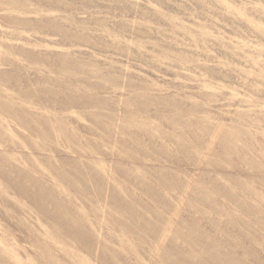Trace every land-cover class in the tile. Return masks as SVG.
I'll return each instance as SVG.
<instances>
[{
  "label": "rangeland",
  "instance_id": "1",
  "mask_svg": "<svg viewBox=\"0 0 264 264\" xmlns=\"http://www.w3.org/2000/svg\"><path fill=\"white\" fill-rule=\"evenodd\" d=\"M10 16L14 18L10 19ZM13 22L21 24L16 25ZM23 23L24 25H22ZM61 36L72 37L65 40ZM106 36L118 37H114L117 38L114 39ZM63 41L76 45H63ZM64 54L73 56L81 64V67H73V69L71 67L69 73L60 69L57 56ZM97 71L104 77L101 79L92 77L90 81L91 84L92 82L99 83L107 88L104 91H99L101 93L98 94L105 102L99 105L90 102V105L69 108L63 112L66 116L64 123H59L65 127L66 135H74L73 145L64 143V141H68L67 136L59 138L55 136V132H52L51 137H40L39 132L42 130V125L35 116L43 114L53 118L57 113L56 110L48 108L51 101L48 96H53V93L59 91L69 79L82 80L88 73ZM144 84L149 89L142 87ZM80 85L82 87L85 84L81 82ZM83 89L89 94L96 93L95 90ZM137 91L140 93L141 101L144 100L146 104L148 103L147 105L140 104L138 100H135L134 96L138 94ZM46 92H50V95ZM0 95L7 96L0 103V119H2L0 120L2 122L0 123V151L12 150L15 154L14 158H6L7 163L4 169L8 168V172H10L13 165L18 166V169H26L31 176L40 177L43 182L55 184L57 188L59 186L58 190H61L64 197L68 196L77 201L73 197V192L63 184L60 186V183L55 182L53 175L49 172L50 165L56 167L61 158H66L69 161L64 166V173L68 178H74L76 171L72 168L73 164H86L92 168L97 177L103 178L106 189L103 191L102 188L101 197L98 199L93 195L97 184L94 180L89 181L90 192H92L89 197L99 201L101 212L98 218L93 219L91 211L85 209L87 215L84 220H90V229H95L94 223L98 222L95 231L97 240L88 250L84 244L71 242V234H61L63 240L50 236L47 227L51 225V222L31 208V205H35V203L30 202L24 194L13 192L5 184H2L6 182L1 176L0 187L4 186L8 191L0 195V264H9L18 259L22 264H101L99 254L103 243H99L98 239H101L105 230L110 229L112 233L115 229L111 221L107 220L109 219L108 214H123L119 212V204L116 201L113 203L109 201L108 188L113 186L114 190L120 191L123 186L132 192H137L134 185L127 183L120 174L115 172L114 163L118 160L117 158L124 159L119 161L126 163L127 154L140 157L132 149L130 135L137 134L138 136H135L144 147L153 145L149 144L148 135L140 128L128 126V131L124 132L126 134L121 135L122 122L126 116L129 115L130 122L132 120L145 122V118H147L148 123H145L151 128V133L153 131L154 138H158L156 144L165 142L169 153L173 156L177 155V157L180 155L178 159L184 163H181L183 165L181 170L183 173L185 172L189 181H197L200 171L209 160L222 161L221 164L216 161L218 167L227 168L230 172L236 171L235 164H237L240 172L243 171L242 177L240 176L239 179L247 182L249 181L246 177L254 176L258 171L260 172L258 174L264 177L262 172L264 169V145L261 147V144H264V141L261 140H264V0H0ZM147 98L150 100L146 101ZM7 101H12V105L25 110L27 119H31L34 125L32 130L23 128L18 124L19 121L15 116L5 113L7 112L5 108ZM137 104L141 105V108ZM173 106H178L179 110L173 109ZM10 110H12L11 107ZM177 110L178 112H176ZM171 113H176L179 120L177 123L184 121L192 123L191 126L188 125L181 129L182 133L186 134L184 142L187 140L193 142V136L189 135L187 130H194L197 136L203 137L204 142L206 140L209 142V135L205 136L200 128L193 125L194 121L199 119H206L207 125H214V123L217 126L223 125L222 131L227 130L234 134L237 130L234 135L236 137L234 138L233 151L231 153L228 151L233 156L226 154L227 151L222 149L219 140L222 137L218 133V138L211 145L210 151H206L204 144L200 150L190 148V156L196 157L195 161L190 157L188 160L186 158L188 155L180 153L179 151L182 149L178 150L177 145L172 143L176 138L166 141L163 137L162 140L164 133H171L172 130L168 125L170 123L161 119L160 116H170ZM94 115L107 119L105 121L104 119L97 120ZM208 121L210 122L208 123ZM241 123L246 129L242 127ZM105 125L111 128V134L106 133V136L101 131ZM158 128L160 133L157 132ZM256 129L259 130L256 131ZM251 130L255 132L253 133ZM248 133L251 137L253 136V138L248 137L252 140L259 138L255 139L257 144L253 145L254 141L248 140ZM258 134L261 138L257 137ZM202 139L201 141H203ZM242 139H245L247 143ZM248 141H252V144ZM257 145H260L259 148ZM123 148L124 153H122ZM246 148H250L253 152L250 149L246 151ZM194 150L198 152H193ZM147 151L151 157L150 161L157 165L164 164L163 158L159 157L154 149H147ZM7 152L5 155L9 156ZM173 152L175 153L173 154ZM9 153L12 155L10 151ZM218 153L219 155H217ZM236 153L242 157H238ZM0 154L2 157L3 153ZM234 154L235 157L243 158V160L237 162ZM45 156L49 157L50 163L42 161ZM220 156L224 158L220 159ZM258 157L260 158L258 159ZM192 162L194 163L192 164ZM223 162L228 164H223ZM146 163L150 162L146 161ZM245 163H249V166ZM259 163H263L262 166ZM127 164L131 167L129 170L131 174H138L144 180L145 173L139 166L135 164L130 166L129 162ZM229 164L231 167H235L231 168ZM167 166L175 169L173 165L167 164ZM231 169L234 170L231 171ZM10 174L15 176L14 173ZM146 181L150 182L148 179ZM219 181L221 185L231 187L233 193L242 195L239 188L229 184L225 179L220 178ZM249 183L247 186L250 187L257 184V186L254 185L256 187H253V191L259 193L262 198L252 202L247 199V202L251 203L256 211L252 214L238 211L237 217L254 223L257 228H263L264 185L260 186L263 183H253L252 181L253 185L250 183L251 186ZM76 184L80 190H83L81 182L77 181ZM25 185L28 189L34 188V184L30 181H27ZM165 191L163 189L161 194L170 203V208L172 206L170 210L172 212L165 213V218L167 220L172 218L173 221H176L178 216H172L174 209L178 215L188 214L186 211V213L184 212V207L188 202H192L190 189H184L181 193ZM120 193L124 199L128 200L129 204L136 205L128 195L121 191ZM138 193L140 199L149 205L153 204L158 213L164 212L163 203L152 202L145 193ZM5 195L7 196L5 197ZM224 202L228 207L232 206L231 201L226 199ZM194 205L197 208L201 206L199 203ZM17 207L19 208L17 209ZM206 216L212 217L209 214ZM260 218H262L261 221ZM69 220L71 221L72 218ZM45 221H47L46 224ZM153 223L157 224L149 216L147 227ZM164 226V223H158V227ZM241 232L247 233L246 229H242ZM263 233L260 230L253 231L257 240H264ZM166 234L170 237L172 229L168 228ZM115 236L120 237L118 233ZM127 236L121 235L120 239H123L124 243L115 241L116 243L108 244L112 245L113 252H117L121 258L126 259L128 264L130 262V264H136L137 261L132 251L135 245ZM126 237L127 239H125ZM168 237L164 238L162 233L156 236V253L151 251L152 253L149 252L150 255H148V251L138 249L137 256L141 260L147 259L143 260L144 262L140 260V264H163L158 258ZM46 238H49L46 243L53 245V250H51L53 254L52 252L51 254L55 257L53 258L54 262H48L41 258L49 253L45 248L48 246L40 241L42 247H38L39 244L36 242ZM253 239V236L250 235V240ZM125 241L131 246L129 247ZM187 242L186 238L177 240L181 247L190 250ZM121 243L125 247L120 248ZM255 246L253 249L258 251L260 246ZM146 247L145 245L144 248L146 249ZM135 248L133 250L137 249ZM191 248L196 250V247ZM126 249L127 255H125ZM238 253H241V249H238ZM129 255L131 259H129ZM148 256H151L150 259ZM257 260L264 261V255Z\"/></svg>",
  "mask_w": 264,
  "mask_h": 264
},
{
  "label": "bare ground",
  "instance_id": "2",
  "mask_svg": "<svg viewBox=\"0 0 264 264\" xmlns=\"http://www.w3.org/2000/svg\"><path fill=\"white\" fill-rule=\"evenodd\" d=\"M12 17L10 19H12ZM6 20H7V18H6ZM13 23H15L16 25L21 24L19 22L18 23L13 22ZM22 25H24V23ZM61 37H63L65 40H67V39H70L72 36H61ZM106 37L114 38V37H118V36H106ZM114 39H117V38H114ZM74 44L73 43H65V42L63 43V45H68V46H74ZM93 45H90V47H93ZM57 61H58V64L60 66V69H62V70L64 69L68 73L70 72L71 67H72V69H73V67L74 68L81 67V64L79 62H77V60L73 56L70 57L69 55H65V54L64 55H58ZM85 67H83V69H86ZM92 77H96L98 79H101L104 77V75L99 74V71H97L96 73L95 72L94 73H88V75H85V78L84 79L82 78V80L77 79L74 81V80L69 79V81L65 85L61 86L59 91H57L56 93L51 92L54 94L53 96H48V95H50V92L49 93L46 92V94L48 93V95H47L48 98L51 100L50 103L48 104V108H50L52 110H56L57 113L53 118L45 116L43 114H37L35 116L36 120L38 122L40 121V124L42 125V130L39 132L40 137L50 136V135H52V132H55L56 137L61 138V137L67 136L66 138L68 139V141H64V143H69V144H71V146L73 145V143L75 142L74 135H66L65 127L59 123H64V121H65L64 118L66 116L63 114V112L66 110H69V108L85 106L88 104L90 105L91 103L99 105V104L105 102V100H103V98L100 97L98 94L101 93L99 91H104L107 88L105 86L99 84V83L95 84L92 82V84H91L90 80ZM81 82L83 84H85L82 87L80 85ZM140 84H141V81H140ZM145 84L142 87L148 88V86ZM83 88H86V89L88 88V90H95L96 93H94V94L86 93ZM139 94H140L139 92H138V94H135V96H134L135 100H138V102H140V104H143V105L146 104L144 102V100L141 101L142 98ZM38 97H40V96H38ZM4 98H7V96L5 97V96L0 95V103L3 102ZM148 99L150 100V98H147L146 101ZM155 100H157V99H155ZM158 100H160V99H158ZM163 100H164V98H163ZM170 102H171V100H170ZM12 103H13L12 101L6 102L7 105L5 106V108H6L7 112H5V113L7 115H10V116H15L16 119L19 121L18 124L21 125L23 128H26L27 130H32L34 125L31 122V119H27L28 116H27V114H25V112H24L25 110L18 109V107L12 105ZM152 104H150V105H152ZM137 105H139V104H137ZM139 106L141 108V105H139ZM178 106H173V109H178ZM0 107H1V105H0ZM10 107L13 111L10 110ZM143 110H144V108H143ZM178 110L176 112H178ZM140 112H142V111H140ZM127 113H129V112L127 111ZM156 113H158V112H156ZM156 113H155V115H157ZM128 116H126V118L122 122L121 135L125 131H128V126H131L133 128H140L141 130L143 129L146 132V135H148L149 144L152 143L153 145H151V146L147 145V147H144L143 145H141V142L138 139V137H136L138 135L134 133L136 136L135 135L129 136L130 140H132V141H130V143L132 142V144H133L132 149H134L136 151V153H138L140 155V157L135 156L134 154H127L126 157L128 159H127L126 163L124 161L123 162L119 161L122 158H117L118 160L114 163L115 172L120 174L127 183L135 186L137 192H132L131 190H129L128 188H125L123 186H122L120 191L123 192V194L128 195L129 198H132V200L135 202L136 205L129 204L128 200L124 199L121 196L120 191L114 190L115 188L113 186L108 188L109 189V195H108L109 201L112 203H113V201H116L119 204V208H120L119 212H121L123 214L120 215L119 213H116L117 214L116 215L115 213H109L108 214L109 219L106 218L108 221L109 220L111 221V224H113V226L116 230L114 229L115 232L113 231L112 233H111L110 229L105 230L103 232V236H101V239H98L99 243H103V245H101V252L99 254L100 263L101 264H128V262L125 261L126 259L124 260L123 257L121 258V256L119 254H117V252H113L112 245L108 244V243H116L115 241H117L119 243L120 242L124 243V240L120 239V238H121V235L125 234V235H128L127 237L130 239V241L133 243V245H135V247L137 248L136 249L134 247L136 250H133L134 249L133 248L132 251L134 252L133 255L137 261L136 264L137 263L140 264L139 261L141 259L137 256L138 249L140 251L141 250L148 251V253L151 251L155 252V249H156L155 238H156V236H158V234L162 233L164 238L168 237L166 234V230H168V228H170V229H172V235L167 238L166 243L164 245V248L161 252V255L158 258L160 260V263L162 262L163 264H264L263 260H260V261L257 260V258H260L264 255V240L263 239L257 240V239H255V237L253 235L254 230H260L263 233L264 227L263 228H257V227H255L254 223H252L250 221H245V219H242V218L239 219L237 217L238 211H244L245 214H252L256 211L253 208L252 204L247 202V199L251 200V202H252V201H259L260 198H262L259 193L253 191V187L257 186V184H254L256 186L253 185L254 182H257L260 184L263 183L260 186L264 185V177L262 175L258 174L260 172L258 171V173L255 174L254 176L248 175L246 177V178H248L247 180L250 183H252V181H253V183H252L253 187H250V186H247V183H249V182L244 181L243 179L242 180L239 179L240 176L242 177L243 171L240 172V170H239L240 168L239 167H238L239 169L237 168V164H235L236 167L235 166L231 167V165L229 164L231 168L235 167V169H236V171L230 172V170L227 168H226L227 169L226 170L223 168H219L220 166L218 167L217 162L219 160H215V161L209 160L206 162V165L202 169V171H200L198 178H197V181H189L187 179L188 178L187 175H185V172L183 173L181 170V167L183 166L182 164H184V163L180 162V160L178 159V157H180V155H178V157H177L176 154H175L176 156H173L171 153H169L168 148L166 149V147H165V145H166L165 142H164V144H156V142H158L157 141L158 138H154V136L152 134L153 131L151 133V128H149V126L147 124L148 121H146L147 118H145V122H147V123L141 122L138 120H132V122H130ZM130 116H132V115L130 114ZM94 117L97 120L104 119V121H105V119H107L106 117L101 118V116H99V115H94ZM153 117H154V115H153ZM160 117H161V119L170 123L168 125L171 128L170 130H172L171 133L170 132L168 134L164 133V135L162 136V140H163V137H164V140H166V141H172V138L173 139L176 138V140H174V142H172V143L177 145L178 150L182 149L179 151L180 153L182 152L183 155H188L187 157L185 156L186 158H188V160L190 157L191 160L195 161V157H196V156L195 157L193 156L194 157L193 158L190 156L191 155V154H189V152L191 151L190 148H193V149L196 148L197 150H200V149H202V146L205 145L206 151L207 152L210 151L211 145L213 143H215V139L218 138V135H217L218 133H219V136L222 137V139L219 138L222 149L225 152L230 151V153H231V151H233V147H234L233 144H235L234 138L236 137L234 135L237 132V130L233 134L231 131L230 132H228L227 130L222 131L221 127L223 125L217 126V125H215V123H214V125H207L206 119H204V120H200V119L196 120L195 119L196 121H194L193 125H195V127L200 128V130H202L204 132L203 134H205V136L209 135L210 140H209V142L207 140L204 142V140L202 139L203 137L201 138L200 136H197L195 131L191 129L192 131L187 130V133H189V135L193 136V142L195 140V143L188 141V140L185 141L186 142L185 143L183 139H184V135H186V134H184L185 132L182 133L181 129L186 128V126H188V125L191 126L192 123L188 122V121L177 123V122H179V120L177 118L176 113L175 114L171 113L170 116L162 115ZM5 118H7V117H5ZM0 120H2V119H0ZM157 120H158V118H157ZM188 120H189V118H188ZM110 121H112V120H110ZM248 121H250V120L248 119ZM209 122L210 121H208V123ZM245 122H247V121L245 120ZM245 122H243V123H245ZM0 123H2V122L0 121ZM54 123H55V125H54ZM248 123H247V126H248ZM161 124L163 125V123H161ZM218 124H220L219 121H218ZM168 125H167V127H168ZM241 125H242V123H241ZM252 125H258V124L254 123ZM243 126L244 125H242V127ZM243 128H245V127H243ZM223 129H225V128L223 127ZM229 129H230V127H229ZM234 129H237V128H234ZM242 129H241V131H242ZM245 129H243V130H245ZM251 129H252V127H251ZM253 129L255 130V126L253 127ZM159 130L160 129L158 128L157 132L160 133ZM170 130L168 129V131H170ZM258 130L256 129V131H258ZM101 131H102V134L104 136H106V133L111 134L110 126L107 127L105 125L103 127V129L101 128ZM183 131H185V130L183 129ZM251 131L253 133L255 132L253 130H251ZM129 133H130V131H129ZM142 133H143V131H142ZM124 134H126V133H124ZM139 134H141V133H139ZM210 134H212V135H210ZM238 135H239V132H238ZM247 135H246L247 138L249 136L251 137V135H249V133ZM258 136H259V134L257 135V137ZM159 137L161 138L160 135H159ZM251 138H253V136ZM181 139H182V141H181ZM187 139H188V137H187ZM201 139L203 141H201ZM239 139H241V138H239ZM249 139L250 138H248V140ZM255 139H257V138H255ZM255 139H253V140L250 139V140L254 141L253 145L257 144V143H255ZM261 140L264 141L263 139H261ZM242 141L247 143L245 141V139L244 140L242 139ZM252 141L251 142L248 141V143L252 144ZM253 145H250V146H253ZM262 145H264V144H261V147H262ZM245 146H247V145H245ZM259 146H258V148H259ZM131 147H132V145H131ZM169 148H171V147H169ZM11 149L14 150V148H11ZM147 149H152V150L154 149L155 152L158 154V156L163 158L164 164L163 165H157V164L153 163L152 161H150L151 157H150ZM237 149H238V147H237ZM248 149H250V148H248ZM248 149L246 148V151H249ZM261 149L263 150V148H261ZM173 150H175V149H173ZM197 150L196 151L194 150L193 152H198ZM6 151H8L7 154L9 156L5 155ZM9 151L12 153V155H10ZM122 151H123L122 153L125 152L124 148L122 149ZM235 151L236 150L234 148V152ZM239 151H241V150H239ZM256 151L257 150L255 149V152ZM1 152L3 153L2 154L3 156L0 157L1 158L0 159V177L2 176L3 180L6 182V183H2V184H5L7 186V188H10L11 191L13 190V192H16L18 194H20V193L24 194L25 197L30 202L35 203V205L34 204L31 205L32 206L31 208L36 213L46 217L48 219V221L51 222L52 226L50 225L47 227L48 228V234L50 236H54L58 239H62L61 234H65V235L71 234L72 235V238L70 240L71 242L73 241L76 244H84V245H86L87 249L90 250L93 247L94 242L97 240V237L95 236V231L97 230L96 225L98 222L94 223L95 229H90V227H91L90 220H87L88 222L84 220V219H86L85 217L87 215L85 212V209L90 210L92 213L93 219H95L96 217L98 218V216L101 212V207H100L99 201H96L95 199H91L89 197L92 194V192H90L91 188L89 186L90 185L89 181L94 180L95 183L97 184V187L94 189L93 195L99 199L101 197L102 188H103V191L106 190L104 188L103 178L101 176L97 177L96 176L97 174H95V172H93L92 168L89 165L79 164V163H75L72 165V168L76 171L74 178H72V179L68 178L64 173V166L66 165V162L69 161V160H66V158H61L59 161V165L56 167L54 165H50L49 166V172L53 175L55 182L57 181L58 184L60 183V186H61V184H63L67 189L72 191L74 199L77 200V201H74L73 199L69 198L68 196L64 197L65 195L62 194L61 190H58L59 186L57 188V186L55 184H49V183H46L45 181L43 182V180L40 177L36 178V177L31 176L26 169L25 170L18 169V166L13 165V167L10 169V172H8L7 167H6L7 169H4L5 164L7 163L6 158L7 157L8 158H10V157L14 158L15 154H13L14 152L12 150H5V152L0 151V153ZM217 152H218V150H217ZM227 152H226V154L233 156V154H230L229 152L228 153ZM258 152H259V149H258ZM174 153L175 152H173V154ZM221 153H223V152H221ZM223 154H225V153H223ZM261 154H263V153H261ZM217 155H219V153ZM236 155L238 156L239 154L236 153ZM232 156H230V157H232ZM237 156L235 157V154H234L235 158H237ZM246 156H247V154H246ZM238 157H242V156H238ZM254 157H255V155H254ZM222 158H224V157H221L220 159H222ZM247 158H249V157H247ZM259 158L260 157H258V159ZM237 159H239V158H237ZM237 159H236L237 162H239L240 160H243V158L239 159V160H237ZM122 160H124V159H122ZM225 160H226V158H225ZM230 160H231V158H230ZM42 161L46 162V163H50L49 157H46V156L44 157V159H42ZM146 161L150 162L151 164L150 163L147 164ZM257 161H261V160H257ZM30 162H31V160H30ZM128 162H129L130 166L135 164V165L139 166L141 168V170L144 171V173H145V175H143L144 180L138 174H131L129 172L131 167H129V165L127 164ZM186 163H189V162H186ZM193 163L194 162H192V164ZM221 163H222V161L220 162V164ZM224 163H227V162H223V164ZM167 164L173 165L175 167V169L169 168L167 166ZM262 164L263 163H261V164L259 163V165H261V166H262ZM229 165H227V166H229ZM246 165L249 166V163ZM246 165L244 167H246ZM255 168L257 169V166ZM255 168H254V171H256ZM232 170H234V169H231V171ZM263 170L264 169H262V172L264 174ZM247 172H248V170H247ZM10 173H14L15 176H13ZM220 178L225 179V181H228L229 184H233L234 186H236V188H239L242 195L239 196L240 193H238V194L233 193L231 187L229 188L228 186L221 185L220 181H219ZM246 178H245V180H246ZM147 179L150 180L149 183L146 181ZM27 181H30L34 184L33 189H28L26 187L25 183ZM77 181L81 182V184H83V190L79 189V186L76 184ZM207 188H209V189H207ZM6 189L4 186H3V188L0 187V195H2L3 193L5 194V192L8 191V189L7 190ZM163 189L166 190L168 193H173V192L181 193L184 189L185 190L190 189L191 200H192V202L193 201L194 202L193 203L188 202L186 204L187 206L184 207V212L186 211L188 214L185 215L183 213V214L178 215L176 209H174L175 211H173L172 216L176 215V216H178V219H176V221H173L172 218H169V220H167L165 218L164 214L168 213V212H172V211H170L172 206L170 208V203L168 201H166L164 198V195L161 194ZM62 190H64V189H62ZM206 190H208V191H206ZM234 190H235V188H234ZM138 192L145 193L147 195V197L150 199V201H152V202L163 203V207L165 208V209L163 208L164 212L160 214V213H158V211L156 210V208L154 207L153 204L149 205V204H147V202L145 203L144 201H142L139 197ZM235 192H237V191H235ZM66 193H68V192H66ZM9 194H10V192H9ZM64 194H65V191H64ZM173 195H175V194H173ZM6 196L7 195H5V197ZM70 197H71V194H70ZM226 199L232 202L231 207H228V205L224 202ZM195 203H199V204H201V206H198V208H197L194 205ZM18 208L19 207H17V209ZM20 210H21V208H20ZM206 214L212 215V217H208V216H206ZM122 216H123V218H121ZM149 216L154 220V222H157V224L153 223V224H150V227H147V220H148ZM71 218H72V220L70 221L69 219H71ZM261 220H262V218H260V221ZM46 222L47 221H45L44 223L46 224ZM82 223H83V225H82ZM158 223H164L165 226L160 228V227H158ZM86 228H88V229H86ZM242 229H246L247 233L244 234L243 232H241ZM28 230H30V229L28 228ZM30 232H32V231L30 230ZM117 233L120 235V237L115 236V234H117ZM34 235H36V234H34ZM250 235L253 236V238H254L253 240H250ZM127 237L125 239H127ZM31 238H33V237H31ZM179 238L181 240H183L185 238L187 239V241H188L187 244H188L190 250L184 249L183 247H181V245H179L177 243V240ZM48 240H49V238H46L45 240H39V241L37 240L36 243L39 244L38 247H42L41 242L45 246H48L45 248H46V250L49 251V253H46L47 255H45L41 258L44 260L46 259L48 262H50V261L54 262L53 258H55V257H54V255H52L53 251H51V250H53L52 249L53 245L46 243V241H48ZM127 242L130 243L128 240H127ZM68 243H70V242H68ZM122 243L120 244V248L125 247L124 244H122ZM125 243H126V241H125ZM128 243H126V244H128ZM145 245L147 246L146 247L147 250L144 248ZM254 245L260 246V249H261V250L259 249L260 254L258 253L259 250L255 251L253 249ZM128 246H129V244H128ZM130 246H131V244H130ZM191 247H196V250H193V248H191ZM238 249H241V253H238ZM51 252H52V254H51ZM126 253H127V249H126L125 255L128 254V253L127 254ZM155 253H153V254L155 255ZM122 254L123 253H121V255ZM144 254L145 253L143 252V255ZM0 255H1V253H0ZM146 255H147V252H146ZM148 255H150V253ZM154 255H152V256H154ZM134 257H133V259H134ZM150 257L148 259H150ZM129 259H131L130 255H129ZM145 259L143 258L141 260V262H144L143 260H145ZM18 260H15V261L11 260L12 262L9 264H22ZM3 261H4V259H3ZM7 261H5V262H7ZM68 261H70V260H68ZM55 262H56V260H55ZM1 263H3V262H1ZM3 264H6V263H3Z\"/></svg>",
  "mask_w": 264,
  "mask_h": 264
}]
</instances>
